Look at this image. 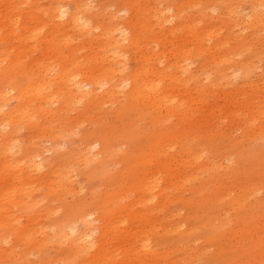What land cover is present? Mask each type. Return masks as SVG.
<instances>
[{"label": "rangeland", "instance_id": "1", "mask_svg": "<svg viewBox=\"0 0 264 264\" xmlns=\"http://www.w3.org/2000/svg\"><path fill=\"white\" fill-rule=\"evenodd\" d=\"M0 1V86L24 91L0 99V264L71 252L68 264H264V0ZM131 2L142 39L120 48L117 35L51 18L88 3L94 24L124 26ZM83 79L105 89L77 97ZM5 141L21 149L7 156ZM29 144L44 149L33 175ZM95 207L98 234L119 230L101 252L78 251L59 234L83 232L71 218Z\"/></svg>", "mask_w": 264, "mask_h": 264}, {"label": "bare ground", "instance_id": "2", "mask_svg": "<svg viewBox=\"0 0 264 264\" xmlns=\"http://www.w3.org/2000/svg\"><path fill=\"white\" fill-rule=\"evenodd\" d=\"M8 1H12V0H8ZM84 4H88V3L77 4L76 10L72 15L69 12V10L67 9L66 5H63V4L58 5L57 7L54 8V14L51 15V18L53 20H55L56 22L62 21L64 25L71 24V22H72V23L77 24L78 26H85L90 31L93 29H102V30H104L105 34H107L108 36L117 35V36H119V40H118V44L115 46L116 48H120L122 45L121 43L123 41H125V42L126 41H128V42L132 41V43L134 44V43H139V41L142 39V37H141L142 32H140V25L142 24V22L145 23V20L140 15V9L137 10L136 4H132V2H131L127 6L128 10L131 13L130 19L128 20V22H129L128 24H126L124 26H122L123 23L114 24V25H109L108 28H102L101 25L94 24L91 17L87 14L88 10H87V7H84ZM263 8H264V1H263ZM261 11H262V13H264V9ZM168 13L164 14V11L163 12L158 11V14L155 17H157L162 23L170 22L171 15H170V13L169 14ZM240 17L243 18V16H240ZM244 17L246 19V16H244ZM7 18L10 20V23H13V21H14V25H17L21 22L20 17L19 16L16 17L15 15H14V19L12 20V16H10V12H8L7 15L5 14L4 21ZM263 18H264V16H263ZM258 20L260 21V18L257 17V21ZM50 21H52V20L50 19ZM55 21H52V22L55 23ZM3 31H4V28L0 29V39H1ZM15 36H16L15 32L12 29H10V31H8V36H5V37H10V39H11V37L13 38ZM64 40H66V39H64ZM224 74H225V72H224ZM233 76H234V73H233ZM126 81H129L130 84L135 83L134 78L123 79V84H125ZM93 85L96 86L95 87L96 91H98L100 88L105 89V83L104 82H98L97 79H96V82L93 81L92 79L91 80L83 79L82 81L78 82L75 85V87H73V89L77 93V90L79 92H82L84 90L83 88L91 87ZM118 85H120V84H118ZM8 87H9V90H8ZM135 88L138 91L142 90V87H138V85L135 86ZM70 90H71L72 94H75L71 88H70ZM113 90L115 91L116 88L113 87ZM151 90H154L152 86H151ZM9 92H16L18 94V96H21L24 94V91L19 92V87H18L17 83L10 84L9 81H6L2 86H0V99L7 98L6 96H8ZM89 94H91V93H88V95ZM78 96L80 97V96H82V94L77 93V97ZM163 100L166 103L168 102V101H166V97H163ZM58 101L59 100L55 99V101H53L51 103L52 104L51 106L53 108H56L54 106H55L56 102H58ZM6 105L7 104L5 103L4 106H6ZM63 111H64V107L54 109V113L57 115H60L61 112H63ZM10 118H12V115L9 116L6 113L3 117V119H4L3 124L4 125L8 124V126H11L12 124L10 122L11 121ZM5 136H7V135H2L3 138ZM5 140H7V139H5ZM55 142H56V144H60V138L57 137L55 139ZM20 143L21 142H19V144ZM101 143H103V140ZM10 145L11 144L4 146L5 155H7V156L12 154L14 148L19 146L21 149L20 145L14 146L13 143H12V146H10ZM43 150H39L37 148V146L35 147L34 145H30L27 148L26 156L23 158V160L29 165V168H33V169H31L32 173H30L32 175L35 171L42 172L44 170V168L46 167V165L44 164L45 161L43 160L44 159ZM73 153H76V151H74ZM85 155L91 159H96V156L94 155V152L92 151L91 147H89L87 149V151L85 152ZM23 160L21 161V163L24 162ZM71 177H72V175H68V174L66 175L65 180H64L65 185L68 182L72 181L70 179ZM156 181H158V179H156ZM159 197L160 196H157L156 198H159ZM122 199H123L122 197H119L117 202L121 203ZM154 200H156V199H151V202H149V203H153ZM99 209H100V207H95V208H92V209L86 211L83 215L78 216L77 219L71 218L72 223H76L77 221H80V219H82L84 221L85 229L83 232L78 230L77 227L75 226V224H71L68 226V228L66 230H63L59 234V237L62 238L64 242L74 245V248L77 249L78 251H84V252L94 251L95 253H97V252H101L102 251L101 249H105V248H107V246L109 247L112 243H109L107 240H103L102 236L106 235V237H109V239L113 238L114 235L116 236L119 229L118 228L115 229L113 224L111 222L110 223L108 222L104 225V227H103L104 229L102 230V233L98 234L97 230L100 229V227H96L95 223L99 220V218H97V215H96V213L99 211ZM44 236H46V235H44ZM13 240H14L15 245L17 246L18 245L17 238H14ZM23 242H25V241H23ZM145 245L148 247H151V242L149 243V241H146ZM109 253L111 254L110 251H108V254ZM95 255H97V254H95ZM74 258H76L75 253L71 252V253L62 254V256L60 258H52L50 256V259L47 261L49 264H68V262ZM107 259H108V257H107ZM23 264H32V263H23Z\"/></svg>", "mask_w": 264, "mask_h": 264}]
</instances>
